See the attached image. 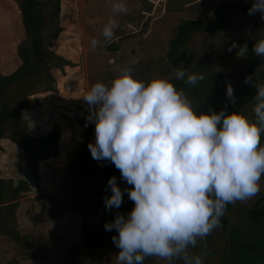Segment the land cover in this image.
<instances>
[{
    "label": "rangeland",
    "instance_id": "374dc122",
    "mask_svg": "<svg viewBox=\"0 0 264 264\" xmlns=\"http://www.w3.org/2000/svg\"><path fill=\"white\" fill-rule=\"evenodd\" d=\"M221 2L252 4L253 0H125L128 12L116 17L119 26L114 42L106 48L93 50L92 38L103 39V26L112 15L110 0H62L59 22L65 32L59 36L58 42L52 41L50 49L64 58L68 57L75 67H65L66 75L60 68L52 69L57 80L55 91H45L46 84L39 80L43 79L44 73L39 78L34 75L25 79L10 91L16 92L14 96L17 97L10 101V106L16 110L15 103L22 100L21 93L27 97L34 92L33 89H40L41 93L30 95L39 102L30 114L34 119L32 132L43 135L59 126L60 136L62 123L71 129L67 138L59 142L58 156L40 164L39 178L31 180L32 193L29 195L32 196L25 194L23 198L27 197L28 201L20 199L15 218L12 214L0 222L1 231L15 230L26 239L17 243L9 237L13 242L9 251L18 249L24 256V264H44V261H48L46 264H116V255L120 250L112 242L113 231L108 232L104 228L105 223L114 220L115 214L105 208L102 198L90 195L86 190L100 189L99 178L105 161L94 160L88 145L87 150L80 152L86 139L88 144L95 142V125L90 123L85 127L89 112L82 98L92 84H110L122 68L129 66L133 68V76L146 83L155 78L177 81L168 53L178 25L183 19L214 22V10ZM49 11L54 12V8ZM224 16L226 25L220 34L197 33L177 55L180 69L205 76L196 86L186 83L182 90L192 100L197 114L207 113L209 109L216 113L226 109L228 114L241 112L254 120L252 91L256 89L251 84H245L244 80L251 76L254 85L264 84V59L257 57L251 49L254 43L264 39V19L235 11L226 12ZM54 31L49 28L45 33L46 39H50ZM25 38L19 4L15 0H0V69L7 64L13 73L21 66L17 52ZM233 43L241 47L247 43L248 52L244 57L237 56L238 49L228 50ZM56 62L51 56L45 57L41 69L46 70ZM227 83L234 88L235 105L226 96ZM17 90L21 91H18L19 95ZM79 126L83 129L77 142ZM3 144L13 150L14 156H3L5 171H12L14 167L11 168L10 164L13 161L18 167H23V152L14 144ZM81 166L83 171H80ZM86 169L90 172L91 181L83 178L87 174ZM260 183L258 195L247 202L231 204V208L226 210L227 230L218 227L206 242L190 248L191 254L206 253L204 264H222L230 257L231 240L242 243L264 238V222L256 223L252 219L254 209H264V178ZM8 185L10 187V183ZM126 187L131 186L126 184ZM23 202L28 203L22 206ZM19 209L22 217L25 212L31 217L24 225L19 223ZM41 222L46 223L51 235L56 234L54 248L49 247V250L54 253L62 251L57 257L50 253L49 258L46 246L35 243L34 235L39 232ZM25 231L30 234H24ZM29 243L35 244L34 249L28 248ZM74 246L76 248L72 249ZM39 248L42 250H37ZM143 264L167 262L150 257ZM173 264H183V261L174 260Z\"/></svg>",
    "mask_w": 264,
    "mask_h": 264
},
{
    "label": "clouds",
    "instance_id": "9594fccd",
    "mask_svg": "<svg viewBox=\"0 0 264 264\" xmlns=\"http://www.w3.org/2000/svg\"><path fill=\"white\" fill-rule=\"evenodd\" d=\"M112 15L104 24L103 39L92 38L93 50L106 48L116 38V17L127 14L125 0H110ZM264 19V0H253L248 15ZM244 57L248 45L233 43L228 49ZM264 59V39L252 46ZM175 79L196 86L203 74L174 70ZM185 77H187L185 79ZM245 84L256 89L255 119L241 112L197 114L192 100L166 78L150 82L133 76L131 66L121 69L110 83L95 82L83 96L88 124L95 125V142L88 144L91 157L108 161L131 187L123 190L116 176L107 182L111 196L104 206L119 209L125 193L134 204L127 215L117 213L104 225L115 230L112 242L120 251L116 264H143L154 257L173 264H204V256L190 248L206 242L220 227L227 206L247 202L261 191L264 178V84ZM226 96L236 103L234 88L227 83Z\"/></svg>",
    "mask_w": 264,
    "mask_h": 264
},
{
    "label": "trees",
    "instance_id": "16d2710c",
    "mask_svg": "<svg viewBox=\"0 0 264 264\" xmlns=\"http://www.w3.org/2000/svg\"><path fill=\"white\" fill-rule=\"evenodd\" d=\"M19 6L23 17V24L25 28L26 38L18 47V55L22 61L21 66L10 75L0 74V151L3 149L1 146L2 139L11 140L17 148L23 152L25 163L27 168L33 174V178H39L40 162L53 157H57L59 154V142L66 139L70 134V127L66 123H62L61 134L59 136L58 128L48 132L46 136H30L27 132L28 121L23 118L22 113L24 110L35 108L39 106L37 99H32L30 95L41 93L40 89H33L29 96L24 97L21 91L17 90V94L21 93V101L16 102V110L10 106L12 100L17 97L15 91L11 93L12 87L16 84H21L25 79L38 76V78L44 73L43 79H40L42 83L46 84L45 91H55L57 88V80L52 72L54 67L60 68L64 75H66L65 67H75V64L70 60L64 58L62 55L54 53L51 49L52 41L58 39L60 33L64 30L59 22V18L62 12V0H15ZM252 4H240L221 2L214 10L215 21L208 23L202 19H183L176 29V36L170 42V52L168 57L172 63L173 70L180 69L176 62V57L179 54L181 48L185 47L197 33H208L217 35L220 34L226 25V18L224 13L226 12H241L248 13V9ZM54 8V12H50V8ZM258 18H261L260 14H255ZM53 28L54 35L50 39H46L45 33L49 28ZM51 56L58 62L54 65L50 64L46 70H42L43 61L45 57ZM186 79V77H185ZM178 90H182L186 86L184 81H173ZM37 90V91H36ZM19 91V92H18ZM36 91V92H35ZM256 90L252 91V97ZM26 102L27 104H25ZM22 125V127H19ZM84 126V124H82ZM83 127L79 126L78 133L76 135V141L80 138V132ZM88 137V133L86 135ZM88 139L84 141L81 146L80 152L87 150ZM1 162V159H0ZM80 171H83L81 166ZM79 170L78 172L81 173ZM99 178L100 189L98 191H92V189H86L88 194L99 197L104 201V197L111 196V190L107 188V182L112 176H116L118 184L123 190L126 182L120 178L119 171L113 164L105 161L104 167L101 171ZM86 176L84 179H90V172L86 169ZM84 181V180H83ZM10 183V187H8ZM89 188V187H88ZM11 189V190H10ZM32 191V186L27 178H22L18 183L14 184L13 181H6L0 176V222L8 218L13 214L15 218V211L19 206V201L25 196L26 193ZM11 194H10V193ZM12 197V199H10ZM4 200H9L4 202ZM134 204L128 199L125 193L124 202L119 209L113 208V212L116 216L117 213L125 214L131 212ZM231 208V204L227 206V209ZM115 219V217H114ZM252 219L256 223L264 222V209H254L252 211ZM228 218L223 216L220 221V228L224 231L228 228ZM0 234H4L17 243H21L26 240L19 232L12 230H0ZM113 235L118 233L113 230ZM230 257L222 262V264H264V238H256L254 240H246L242 243H237L231 240ZM34 243H29V249H34ZM42 250V249H37ZM32 253V252H31ZM34 255V254H32ZM5 264H18L16 260L9 261Z\"/></svg>",
    "mask_w": 264,
    "mask_h": 264
},
{
    "label": "crops",
    "instance_id": "0c3cea01",
    "mask_svg": "<svg viewBox=\"0 0 264 264\" xmlns=\"http://www.w3.org/2000/svg\"><path fill=\"white\" fill-rule=\"evenodd\" d=\"M64 32L65 31L63 30L60 33L59 36H61ZM58 40H59V37H58V39L54 40V42H58ZM17 58H18V60L20 62L21 59L19 58V56H17ZM65 58L69 59L68 57H65ZM8 66L9 65H7V64L5 66H2V68L0 69V74H3V75H10V74H12L11 67H8ZM34 109H36V107L35 108H31V109L24 110L23 113H22L23 118L28 121V125L29 126H28V129H27V132H28V134L30 136H46L48 134V132L51 131V129L48 130V131H46V132H44L43 135H40V134H37V133L32 132V130H34V129L31 128V126L33 124V120L34 119H32V117H31L30 114H31V112H33ZM4 142L10 143V144H14L9 139H2L1 140V146H2L3 149H5V150L2 149L0 151V157H1V162H0V175H1V177L4 178V179L14 180L15 182H18L21 178H27V180L31 184V180H33V175H32V173H30L29 169L27 168L26 163H25V165L23 167H18L17 164H16V162L13 161V163H12V160H11V163L12 164H10V167L11 168L14 167V168L12 169V171H9V172L8 171H5V165L3 163V156H6L7 158H13L14 156H12L13 155V150H10L9 147L4 146V144H3ZM49 160H51V159H48V161ZM42 162L43 161H41L40 164H42ZM39 171H40V167H39ZM24 176H26V177H24ZM31 193H32V191H30V192H28L26 194H27L28 197H31L32 195H29ZM27 199L28 198L25 197L22 200L23 201H28ZM27 203H24L23 202V203H21V205L23 206L24 204H27ZM18 216H19V223H22L23 225L26 224V222L28 220H31V217L30 216L28 217L27 212H25L24 216L22 217L21 212H20V209L18 210ZM41 223H42L43 227L41 225L40 228H39V232L34 235L35 236V239H36V241H35L36 245H45L46 248H47V250H49V247L50 248H54L53 243H54V238L56 236L55 232H54L53 235H51L49 233V229L46 226V223H44V222H41ZM24 234H30V233H27L25 231ZM12 244H13V242L9 239V237H4V236H1L0 235V264H5V263H7V262H9V261H11L13 259L20 261L21 264H24V262H25L24 256L19 253V250L16 249V247H15L16 250L9 251L11 249L9 247ZM59 244H60V247H62V243H59ZM75 248L76 247L74 246L72 249H75ZM89 250H87V251L89 252ZM90 251L92 252L94 250L91 249ZM48 252H49V258H50L51 257L50 253L55 254L56 257H57V255L60 254L62 251L60 253H58V252L54 253L52 251L50 252V250H49ZM47 262L48 261H44V264H46Z\"/></svg>",
    "mask_w": 264,
    "mask_h": 264
},
{
    "label": "water",
    "instance_id": "95a60500",
    "mask_svg": "<svg viewBox=\"0 0 264 264\" xmlns=\"http://www.w3.org/2000/svg\"><path fill=\"white\" fill-rule=\"evenodd\" d=\"M256 207L258 208V205Z\"/></svg>",
    "mask_w": 264,
    "mask_h": 264
}]
</instances>
